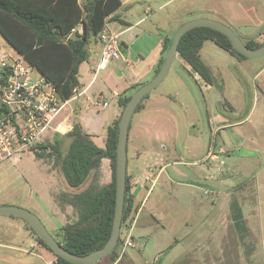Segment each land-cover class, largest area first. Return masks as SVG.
<instances>
[{"label": "rangeland", "instance_id": "374dc122", "mask_svg": "<svg viewBox=\"0 0 264 264\" xmlns=\"http://www.w3.org/2000/svg\"><path fill=\"white\" fill-rule=\"evenodd\" d=\"M139 1L142 7L138 14L145 18L144 24L122 37L127 44L128 38L134 39V35L142 31H152L149 27L156 24L172 30L180 23L183 25L198 18L224 24L243 42L264 39V0ZM162 3L164 6L159 8ZM0 47L11 50L1 36ZM199 54L213 76L210 85L194 75L176 56L167 76L141 103L145 117L153 121H146L150 123L146 133L136 122L140 119L136 117L139 111L131 120L127 140L129 164L133 150L145 152L153 146L164 150L162 162L168 166L160 189H156L142 213L140 227L133 231L135 247L126 248L122 254L130 258V264H176L178 259L174 258L186 253L188 228L194 226V213L201 211L197 207L198 201L206 204L207 210L211 207L210 226L216 233L221 227L237 232L232 219L233 203L245 215L254 213L253 218L244 221V226L257 228L261 236L239 237L234 241L235 246L219 248L214 256L223 257L224 252L234 255V260L225 257L226 264H264V106L260 103L264 99L257 89V86L264 87V56L237 58L211 42H205ZM124 55V52L120 53L123 60ZM117 79L115 76L110 82ZM106 87L104 80L98 78L89 92L90 104L84 102L83 96L79 101L65 105L52 129L46 133V144L53 141L56 133L65 135L69 125L78 121L77 115L82 109L90 116L106 118L104 137L106 128L112 123L108 114L117 106V100L111 98ZM98 92L103 93L101 98H98ZM94 93L96 97H93ZM103 102L108 106H103ZM254 105H257L255 111ZM121 113L118 108L116 119ZM48 152L47 149L45 153ZM48 162L46 158L43 161L37 159L33 151L0 162V190L21 198L31 190L32 198L40 205H50L61 186ZM168 175L173 186L167 181ZM18 190H21L19 194ZM156 196L162 202L155 206ZM35 215L50 234L55 235L43 213L37 210ZM122 229V235L128 233ZM44 249L31 250L22 245L21 251L15 253V257L7 258L5 264H49L55 257ZM161 252L163 255L160 256ZM107 263L108 259H100L93 264Z\"/></svg>", "mask_w": 264, "mask_h": 264}, {"label": "trees", "instance_id": "16d2710c", "mask_svg": "<svg viewBox=\"0 0 264 264\" xmlns=\"http://www.w3.org/2000/svg\"><path fill=\"white\" fill-rule=\"evenodd\" d=\"M120 6V0H0V36L53 85L64 102L70 100L79 88L78 68L88 60L90 41L98 40L107 20ZM205 42H211L237 58H246L220 32L207 27L186 32L177 46V55L194 75L208 85L212 83L213 76L199 54ZM170 43L171 38L163 42L162 58L155 75L163 64ZM243 44L256 49L263 46L264 41L259 43L251 40ZM143 85L133 86L129 93H121L117 97L118 108L123 110L133 92ZM147 97L148 94L139 102L133 114L141 109V103ZM119 122L120 117L106 128L104 148L97 147L80 123L74 121L65 135L56 133L51 143L46 144L45 138L37 146L40 152L32 150L37 159L43 161L46 158L59 168L69 188L79 189L90 180L85 189L62 195L63 201L72 207L75 221L61 226L52 235L59 245L73 255L86 256L102 248L110 237L115 208V157ZM47 149L49 152L45 153ZM102 159L109 160L111 180L106 185L98 186L96 178ZM232 207L233 226L239 234H245L241 210L234 203ZM133 212V196L126 176L120 231L122 228L129 231ZM25 226L38 244L52 253L33 228L26 222ZM127 234L122 235L120 232L116 247L103 258L108 259L109 264L122 257L121 245ZM54 257L55 264H72L56 255Z\"/></svg>", "mask_w": 264, "mask_h": 264}, {"label": "crops", "instance_id": "0c3cea01", "mask_svg": "<svg viewBox=\"0 0 264 264\" xmlns=\"http://www.w3.org/2000/svg\"><path fill=\"white\" fill-rule=\"evenodd\" d=\"M120 2V8L107 20V27L111 33L117 34L119 36L118 48L120 53L124 52V60L120 57V59L117 61H111L106 66L99 67L101 44L98 40H91L88 45V60L82 63L78 68L79 88L76 90L78 93L75 94L66 105H70V103H74L76 100L79 101V98H83V96L84 102L87 103L88 101V104H90L91 96L89 95V92L98 78L104 80V82L107 84V92L111 98H115L116 100L121 93L131 92L133 86L138 84H146L147 80L151 81L155 76V70L157 68L158 62L162 58L161 49L164 40L166 38H171L176 30L182 25L180 23L171 30L170 28H164L162 25L156 24L152 27H149L153 29L152 31H142L134 35V39L128 38L126 40L128 42L127 44L125 43L124 39H122V37H125L131 31H134L138 27L142 26L144 24L145 18H143V16L140 17V14H138V11L142 7L139 0H120ZM165 3H162L159 8L164 6ZM147 11L148 9L144 10L143 12L146 14ZM78 31H80V28H78ZM251 40L259 43L264 41V39H250L249 41ZM176 56L178 55H175L173 61L176 59ZM101 72L103 73L100 76L99 74ZM115 76H118L117 81L111 83L110 81H112V78ZM262 84L264 85V78L262 79ZM257 89L258 93L264 99V87L257 86ZM102 95V92H98V98H101ZM94 96L96 97L95 93L93 94V97ZM260 103L261 106H264V101H261ZM104 105H106L105 102H103V106ZM107 106L108 105H106V107ZM256 107L257 105H254V111ZM145 112V109L141 107L139 113L136 114V117L138 116L140 118L136 122L140 124L141 131L144 133H146L145 130L150 124L146 121L151 123L153 122L152 120H149L145 117ZM88 115L89 114H86L85 110L82 109L77 115L78 121L84 131L91 136L92 142L97 147L104 148L105 136L103 137L102 132L106 118L102 119L100 116L96 117L93 115ZM117 115L118 105L111 109L110 113L108 114L109 120H115ZM140 115L142 117H140ZM99 121H101V123L100 126L97 127ZM70 129L71 125H69L66 133L69 132ZM135 152L136 151L133 150L130 164L128 162L127 156L126 170V176L128 177L130 193L133 196L134 205V212L131 217V226L128 231V235L131 237L132 242L134 241L133 231L137 226L140 227L139 221L142 218V213L147 208L148 203L150 199H152L156 189H160V183L164 177L165 169L168 166V164H164L162 162L164 160L165 154L163 149L159 150L158 148L151 146L150 149L145 150V152ZM48 164L50 165L51 172L59 178L61 186L60 193H57L53 196L52 203L50 205L45 207L40 205L38 201H36L37 199L35 200L32 198L31 190L30 193L24 198H21L20 195H6L2 190H0V206L20 207L32 212L33 214H36L37 210H39L48 220L49 226L56 231L66 223H70L72 221H70V219L75 220L72 207L63 201L62 195L67 193H77L85 189L90 180H88L85 185L79 189L69 188L59 168L54 167L52 163L48 162ZM99 169L100 170L96 178V183L98 186L108 184L111 180L109 160L102 159ZM167 181L171 186H173V180L171 176L167 177ZM16 192L19 194L21 190ZM154 202V205L156 206L162 202V199L159 196H156ZM197 203V207L201 211L194 213V226H189L188 228V245L184 249L186 253L180 255L182 257L178 256L174 258V260L178 259L176 264L178 262H183L184 264H226L227 262L225 261L227 259H225V257L228 259L233 258L232 260H234V255L229 253L226 254V252H224L223 257H215V252H217L219 248H228L229 246L233 247L235 246L234 241H237V239L239 240V237L241 238L247 234L255 236H261L262 234L257 228L248 226H246L244 229L246 230L245 234L241 232L238 235L237 232L232 233L228 228L224 227H221L218 230V233H216V231H214L210 226L212 223L211 207L209 206L208 211L206 204L201 201H198ZM153 209L154 206L153 208H150V210ZM241 213L244 221L253 218L254 216V213H248V215L243 214L242 211ZM36 216L38 217V215ZM62 222L65 223L62 225ZM234 235H237V237ZM257 241L260 242V237H257ZM133 244V247H135L134 242ZM22 245H27V247L31 250L42 248V246H40L36 241L35 237L32 236L26 229L25 222H21L20 218L8 215H0V264H5L7 258L11 256L15 257V253H19L21 251ZM143 248L146 249V246ZM169 249H172L171 246ZM229 251L231 252L232 250L230 249ZM4 252L8 254L5 255ZM159 255L161 256L163 253L161 252ZM130 263V258L124 254L113 264Z\"/></svg>", "mask_w": 264, "mask_h": 264}, {"label": "built area", "instance_id": "2783aa9c", "mask_svg": "<svg viewBox=\"0 0 264 264\" xmlns=\"http://www.w3.org/2000/svg\"><path fill=\"white\" fill-rule=\"evenodd\" d=\"M98 41L99 67L120 59L119 36L111 33L107 24ZM68 101H61L53 85L17 52L0 47V162L27 151L40 152L37 146ZM133 245L127 234L121 255Z\"/></svg>", "mask_w": 264, "mask_h": 264}, {"label": "water", "instance_id": "95a60500", "mask_svg": "<svg viewBox=\"0 0 264 264\" xmlns=\"http://www.w3.org/2000/svg\"><path fill=\"white\" fill-rule=\"evenodd\" d=\"M207 27L220 32L228 38L233 48L246 58H259L264 56V45L250 49L246 47L240 38L227 26L222 23L198 18L190 20L181 25L174 35L171 37V43L168 50L165 53L163 64L159 72L154 78L143 86L139 87L133 92L124 109L122 110L119 122V132L116 144V157H115V208L113 215V222L110 237L105 245L86 255L76 256L66 251L61 245H59L53 236L47 231L41 220L32 212L25 209L14 206H0V215H8L20 218L28 223L42 242L52 251V253L63 260L72 264H93L100 259L106 257L116 247L121 228V219L123 214L124 196H125V184H126V170H127V140L130 121L134 110L143 97L158 86L164 78L167 76L170 65L177 54V46L182 36L194 28Z\"/></svg>", "mask_w": 264, "mask_h": 264}]
</instances>
